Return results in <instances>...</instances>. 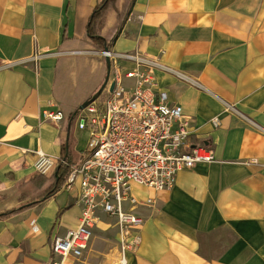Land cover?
<instances>
[{
	"label": "crops",
	"instance_id": "crops-1",
	"mask_svg": "<svg viewBox=\"0 0 264 264\" xmlns=\"http://www.w3.org/2000/svg\"><path fill=\"white\" fill-rule=\"evenodd\" d=\"M102 1L0 0V215L25 204L18 187L36 174L37 153L85 159L75 116L106 77L105 50L87 33ZM128 2L115 1L98 36L116 56L167 68L155 70L157 91L189 118L187 145L215 161L179 171L170 190L134 188L153 204L135 212L141 242L127 264H264V0ZM57 111L61 122L45 119ZM64 186L0 219V264H58L51 242L78 226L82 209L78 185ZM99 217L96 230L109 232L114 221ZM77 263L118 264V236H92L62 264Z\"/></svg>",
	"mask_w": 264,
	"mask_h": 264
},
{
	"label": "built area",
	"instance_id": "built-area-1",
	"mask_svg": "<svg viewBox=\"0 0 264 264\" xmlns=\"http://www.w3.org/2000/svg\"><path fill=\"white\" fill-rule=\"evenodd\" d=\"M102 54L109 58V83L115 87L111 93L106 91L102 102L88 105L76 116L77 129L89 134L85 159L79 166L69 167L64 160L37 153L36 172L48 175L58 166L69 167L64 187L79 188L82 209L78 226L51 242L58 264L69 258L79 259L87 250L100 222L99 214L115 222L118 264H127V255L141 242L143 220L135 212L153 204L151 198L138 200L134 188L155 193L170 190L179 171L215 161L206 147L187 145L189 118L180 106L168 104L166 93L157 91L155 70L167 68L136 52ZM120 61L131 62L134 68L122 72ZM124 80L130 84H124ZM44 117L56 123L63 120L60 111ZM213 123L218 122L214 119ZM32 230L36 231L33 225Z\"/></svg>",
	"mask_w": 264,
	"mask_h": 264
},
{
	"label": "trees",
	"instance_id": "trees-1",
	"mask_svg": "<svg viewBox=\"0 0 264 264\" xmlns=\"http://www.w3.org/2000/svg\"><path fill=\"white\" fill-rule=\"evenodd\" d=\"M115 1L116 0H103L99 5L95 7L87 31L88 36L92 39L94 44H96L100 49H104L105 51H110L109 43L105 39H102L98 36V30L104 15L109 9L113 8ZM134 1L135 0H129L128 8L131 7ZM118 29H120V24L118 26ZM61 160H64L69 167L78 166L76 164L74 165L70 163L67 160V157H61ZM69 167L58 166L55 169V174H52L50 178L36 173L31 178H29L27 183H22L21 185H19L18 191L20 192V198L25 202V204H22L19 208H15L13 210L5 212L4 214L0 215V219H4L6 217L18 214L24 210L34 208L43 201L52 197L65 183L68 176Z\"/></svg>",
	"mask_w": 264,
	"mask_h": 264
},
{
	"label": "rangeland",
	"instance_id": "rangeland-1",
	"mask_svg": "<svg viewBox=\"0 0 264 264\" xmlns=\"http://www.w3.org/2000/svg\"><path fill=\"white\" fill-rule=\"evenodd\" d=\"M95 48L96 49H98L99 51L101 50L96 44H95ZM103 51V50H102ZM101 52V51H100ZM104 52V51H103ZM101 56H102V58H104V56H103V54H102V52H101V54H100ZM106 94V92H104L102 95H101V97L98 99V100H96L94 103H96V104H98L99 102H102V99H103V97H104V95ZM95 104V105H96ZM78 113L79 112H77V114H76V116L78 115ZM75 116V117H76ZM76 138H77V148H78V151L79 152H84L85 151V149H86V146H87V143H88V140H89V134H88V132L86 131V130H80V131H77V134H76ZM61 159V158H60ZM70 163H72V162H70ZM36 173H38V172H36ZM40 174V173H39ZM68 174H69V172H68ZM42 175V174H41ZM49 175V174H48ZM44 176H47V175H44ZM106 221H109L108 219H106ZM109 223H110V225L112 226L111 228H110V230H109V232H102V231H98V230H96V227H95V229L93 230V232H92V236H115V235H117L118 234V232H117V228H116V230L114 229L113 230V228H115L116 227V224H114V222H110L109 221ZM116 231V233H111L112 231ZM111 234V235H110ZM118 236V235H117ZM80 261V260H79ZM76 263V262H75ZM78 264V263H77Z\"/></svg>",
	"mask_w": 264,
	"mask_h": 264
},
{
	"label": "water",
	"instance_id": "water-1",
	"mask_svg": "<svg viewBox=\"0 0 264 264\" xmlns=\"http://www.w3.org/2000/svg\"><path fill=\"white\" fill-rule=\"evenodd\" d=\"M105 64H106V77H105V80H104L102 86L100 87V89L98 90V92L96 94H94L90 98V100H88L87 102H85L84 104H82L79 107V111H82L85 107H87L88 105H90V104L94 103L96 100H98L106 89H107V91L109 93H111L113 91V89L115 87V84L113 82L109 83V77H110V61H109V58L108 57L105 58Z\"/></svg>",
	"mask_w": 264,
	"mask_h": 264
}]
</instances>
